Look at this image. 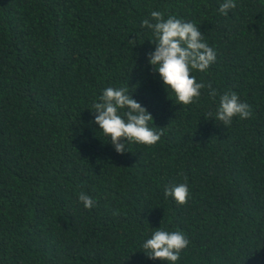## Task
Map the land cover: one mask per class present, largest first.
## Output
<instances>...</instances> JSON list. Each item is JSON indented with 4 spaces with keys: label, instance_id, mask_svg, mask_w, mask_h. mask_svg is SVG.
<instances>
[{
    "label": "trees",
    "instance_id": "16d2710c",
    "mask_svg": "<svg viewBox=\"0 0 264 264\" xmlns=\"http://www.w3.org/2000/svg\"><path fill=\"white\" fill-rule=\"evenodd\" d=\"M223 2L0 0V264H171L143 249L159 228L189 240L175 264H264V0ZM152 11L199 28L216 60L192 75L215 99L165 89ZM108 87L152 115L157 144L116 153L92 112ZM225 92L252 116L215 120ZM180 183L183 205L164 196Z\"/></svg>",
    "mask_w": 264,
    "mask_h": 264
},
{
    "label": "clouds",
    "instance_id": "9594fccd",
    "mask_svg": "<svg viewBox=\"0 0 264 264\" xmlns=\"http://www.w3.org/2000/svg\"><path fill=\"white\" fill-rule=\"evenodd\" d=\"M235 7L234 0H224L219 12L227 15ZM141 27L151 30L154 35V41L151 42L155 45V51L148 54V62L154 72L159 74L165 89L174 93L178 104H192L200 98L201 90L205 88L209 89V97L216 98L217 91L210 83L197 82L192 75L194 70L207 71L216 60V52L203 41V35L194 23L174 16L165 19L164 13L152 11L149 18L143 19ZM128 44L135 45L136 40L129 39ZM93 108L94 123L99 125L100 132L106 138H110L117 154L127 151L126 144L153 146L161 139L162 131L149 127V122L153 121L152 115L132 98L127 88L104 89ZM208 116L212 118L213 114L209 113ZM251 116V106L241 102L235 92H225L219 96L214 119L222 122L224 127L230 126L235 117L244 120ZM164 196L183 205L189 196L188 185L180 183L166 186ZM78 199L88 210L96 203L83 192ZM114 215H118V212H114ZM188 244L189 240L182 231L169 232L159 228L142 246L149 259L175 264Z\"/></svg>",
    "mask_w": 264,
    "mask_h": 264
}]
</instances>
